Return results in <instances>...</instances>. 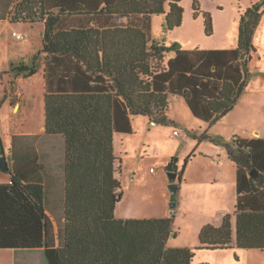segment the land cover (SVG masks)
<instances>
[{
  "label": "trees",
  "instance_id": "trees-1",
  "mask_svg": "<svg viewBox=\"0 0 264 264\" xmlns=\"http://www.w3.org/2000/svg\"><path fill=\"white\" fill-rule=\"evenodd\" d=\"M8 1L13 22L43 25V46L33 63L12 64L10 72L33 76L44 56L46 135L37 145L39 136L12 137L11 180L0 183V249L44 248L47 264H192L194 249L168 244L174 215L116 216L123 191L114 134L132 132L138 115L156 124L173 122L170 95L183 96L194 115L210 123L230 112L249 82L264 0L242 12L238 46L210 50L215 65L207 67L206 58L192 72L176 66L180 44L168 47L152 33L155 15H165L169 30L182 25L183 0ZM193 3L199 10L198 0ZM204 24L212 35L209 12ZM170 52L176 57L168 59ZM234 67L240 70L236 78ZM200 139L223 143L238 166L237 246L264 250V138L236 136L228 143L205 132ZM50 154L63 156L57 178L46 164ZM177 161L167 170H177ZM233 231L229 213L219 226L205 224L198 249L231 247Z\"/></svg>",
  "mask_w": 264,
  "mask_h": 264
},
{
  "label": "rangeland",
  "instance_id": "rangeland-1",
  "mask_svg": "<svg viewBox=\"0 0 264 264\" xmlns=\"http://www.w3.org/2000/svg\"><path fill=\"white\" fill-rule=\"evenodd\" d=\"M260 1L262 0H198L200 8L196 11L193 0H183L182 25L169 30L166 27L165 15H155L152 24L153 37L168 47L178 43L184 49L237 46L241 9ZM205 12H209L213 18L212 35H207L205 31ZM17 28L24 31L27 26L17 25ZM259 33L264 35V29L260 28ZM15 37L16 33L9 30L6 36L1 38L0 72L8 69L1 78L10 72L12 63L9 57L13 58L19 52L20 48L16 44L18 40H15ZM173 54L171 52L170 56ZM36 63L37 72L33 77L20 76L18 79L24 91V100L28 103L26 108L18 114L14 112L10 101L0 104L2 105L0 107V137L8 146L11 143L13 131L38 132L43 128L45 112L40 106L43 75L38 61ZM252 78V87L246 90L245 97L237 109L215 123L197 118L189 106H184L185 101L182 96L171 95L170 110L167 115L169 119L175 117L176 121L171 119L173 122L168 124H156L148 116L138 115L134 117L132 132H118L114 137L115 154L119 158L117 177L121 180L123 191V198L116 208V216L147 218L174 215L170 244L194 249L195 256L192 264H264V250L238 247L236 231H234V242L229 248L198 249L202 227L208 223L220 225L225 215L223 208L227 213L232 214L234 203L230 201V195H232L230 179L226 183L215 182L218 178V169L211 164L208 165L207 159L209 156L216 159L229 156L226 146L223 143L208 140L206 147L210 150V153H207L209 156L197 155L198 151L193 152L195 146L190 148L195 134L199 135L197 138L200 139L205 132H209L214 138L223 137L228 143H233V138L227 140L224 136L235 132L252 134L255 128L264 132V73L253 72ZM0 96H5L1 84ZM221 148H225L224 153H221ZM11 150L10 148V153ZM194 154L196 157L193 156ZM188 156L189 159H187ZM179 157L183 158L179 165L176 162L180 172L183 171L184 165L194 158L189 179L202 182L206 180L204 175H207L210 178L207 184L208 193L215 195L216 189L220 188L226 191L228 197L220 200L214 198L212 194V200L206 202L197 196L199 190L190 183L183 184V193L179 191L174 194L170 188L171 181L167 167L173 158ZM174 201L179 202V205L172 207L171 203ZM28 256L32 258L29 257L27 261L23 259L25 257L19 258V264H40L36 254H28ZM44 258V263L47 264L46 257Z\"/></svg>",
  "mask_w": 264,
  "mask_h": 264
},
{
  "label": "crops",
  "instance_id": "crops-1",
  "mask_svg": "<svg viewBox=\"0 0 264 264\" xmlns=\"http://www.w3.org/2000/svg\"><path fill=\"white\" fill-rule=\"evenodd\" d=\"M7 4H10L8 10H7ZM12 8H13V5H11V1L9 3L8 0H0V43H1V38L6 36L7 31H9V30L13 31L14 33H16L15 40H18V41H16L17 42L16 44H18L20 49L18 50L19 52L17 53V55H15L13 58L9 57L11 59V63L16 64V63L24 61L27 64H30V62L32 64L34 55H36L37 52L40 51L42 49V46H43V42H42L43 25L41 23H38V22L37 23H31V22H26V21L13 22L10 19V16L8 14V12ZM247 8H245V9H247ZM245 9H241L240 17H241L242 12ZM2 17H6V18H2ZM17 25H19V26L24 25V26H27V28L24 31H22V30H19L17 28ZM239 25H240V21H239ZM260 28H262V30L264 29V15H263L261 23H260V25L256 31V34L254 36V39H253V43H254V46L256 48V51L253 53L252 58L249 61L250 77H249L248 85L243 90L242 94L238 98V101L236 102L233 109L230 112H228L225 116H223L221 119L225 118L228 115H231L237 109L240 102L244 99L245 94H246L245 93L246 90L248 88L252 87L253 72L264 73V35H262V33H259ZM21 33H23V38H18L17 35L21 34ZM238 44H239V39H238ZM237 46H224L223 48H214V47L213 48H201L200 47L197 49L181 48L183 53L179 56L178 61L176 63V66L180 70L192 72L194 70V68L200 62L204 61V59H206V58H208L207 67L211 66V65L213 66V65H215L216 62L213 59L214 55L210 56V53H209L210 50L235 49ZM170 53L168 54V59L175 58L177 55L175 52H173L174 54L172 56H170ZM27 61H29V62H27ZM37 61H38L39 69L41 70L42 75H43L42 85H41L42 100H41L40 106H41V110H44V112H45V121H46V109H45L46 81H45V77H44V73H45L44 56H40ZM177 64H179V65H177ZM36 66H37V63H36ZM7 70H3L2 72L7 71ZM239 71L240 70L238 67H234L230 72H231V75L234 78H236L237 76H239ZM2 72H0V74ZM20 76H23V75H20ZM20 76H16L12 72H9V73H7V75H5L4 78H0V84L3 86V90L5 92L4 97L0 96V104L2 102L10 101L11 105L14 108V112L18 113V114H20L21 111L23 109H25L27 104H28L27 101L24 100L23 88L18 83V79L20 78ZM33 76H30V77H33ZM259 77H261V76H259ZM173 96L178 97L181 95H173ZM183 99H184V97H183ZM184 101H185L184 106H186V107L189 106L185 99H184ZM1 106L2 105H0V107ZM189 108H190V106H189ZM169 110H170V105H169L168 112H169ZM190 110H191V108H190ZM191 112H192V110H191ZM171 119L173 121H176L175 117H172ZM201 120H203V119H201ZM203 121H205V120H203ZM132 122L134 124V117H133ZM206 122H208V121H206ZM42 127H43L42 130L38 131V132L32 131V130H30V131L15 130L11 134V143L9 144V146L6 142H3V146L5 149V155L7 153L9 154V155H6L8 157V161H9V168H11L13 165V160H12V157L10 156V154H11L10 148L12 146V137H14L16 135L34 136V137L39 136V138H37V140L35 142V144L37 145L42 140V138L44 139V136L46 135V124H45V122H44V125ZM133 129H134V127H133ZM118 132H115V134ZM119 133H128V132H119ZM207 133H209V132H207ZM115 134H114V137H115ZM236 136H240V137H244V138H264V132L259 130L258 128H255L253 130L252 134H246L243 132H241V133L235 132L234 134H231V135L228 134V135H225L224 137L227 140H229L231 138L234 139ZM197 137H199V135L195 134V139L192 141L190 148H193L195 146L193 148L194 149L193 152L195 151V153H196V151H198L197 155L209 156L207 153H210L209 152L210 150L207 149V147H206L208 140L198 139ZM52 140H55V139L49 138V141H52ZM53 146L54 147L56 146L55 143ZM54 147H52L51 149H53ZM47 151H49V150H47ZM220 151H221V153H224L225 148H221ZM49 153L52 154L53 153L52 150H50ZM192 153L190 154V156L192 155ZM51 154L47 158L46 164L49 165L50 173L53 174V176H55V178H57V177L61 176L62 172H63V168H62L63 156H62V154L57 155V156H51ZM193 156L196 157V154H194ZM182 159L183 158H181V157L178 158L177 165L180 164ZM193 159L187 162V166L185 167V169L182 172V178L180 179V182H179L178 192L181 191L183 193L184 192L183 184L184 183H190L193 187H195L196 189L199 190V194L197 196L201 197L202 200H204L206 202H210L213 197L218 198L220 200H225L228 197L226 195V191H224L220 188L216 189L215 195L212 193L214 196L211 193H208L207 184H209L210 178L207 175H204V178L206 180H203L202 182L189 179V172L192 169L191 166L193 165V162H192ZM207 159L209 160L208 165L211 164L212 167L214 166V167H217V169H218V174H217L218 178L215 179V182L220 181L222 183H226L227 180L230 179V183L232 184V190H231L232 195H230V201L232 203H234V212L231 215H232L233 228H234V231H236V227H235V225H236V210H237V203H238V198H239L238 166L230 158V156L221 157L218 159H216L215 157L213 158V157L209 156ZM231 162H233V164ZM175 171H177L179 174L180 171H179L178 166H177V170H175ZM10 180H11L10 172L9 171H3L0 168V183L10 182ZM178 205H179V202H176V206H178ZM223 209L224 210H222V211L224 212V214H226L227 211L225 210V208H223ZM47 212L51 216V218L53 219L54 225H55V230H56V232H58L59 226H58V223L56 221L55 216L53 215V213L50 210H48ZM171 213H174V211H171ZM164 217H167V216H164ZM217 225L219 226V223ZM234 231H233V242H234ZM177 234L178 233H176V235ZM168 244H169V246H176V245L170 244V239L168 241ZM28 254L29 255L36 254L38 259H40V264H45L44 263L45 262L44 248L33 249V250L15 249V248L0 249V264H19V258L25 257L23 259L25 261H27V259L30 257V256H28ZM30 258H32V257H30Z\"/></svg>",
  "mask_w": 264,
  "mask_h": 264
},
{
  "label": "water",
  "instance_id": "water-1",
  "mask_svg": "<svg viewBox=\"0 0 264 264\" xmlns=\"http://www.w3.org/2000/svg\"><path fill=\"white\" fill-rule=\"evenodd\" d=\"M0 168L3 171H10L9 168V161H8V157L6 155H0ZM169 177H170V188L172 190V192L174 194H176L179 190V182H180V178H179V174L177 171H169ZM251 175L258 177L259 173L256 170H252L251 171ZM172 207L176 206V202H172L171 203Z\"/></svg>",
  "mask_w": 264,
  "mask_h": 264
},
{
  "label": "built area",
  "instance_id": "built-area-1",
  "mask_svg": "<svg viewBox=\"0 0 264 264\" xmlns=\"http://www.w3.org/2000/svg\"><path fill=\"white\" fill-rule=\"evenodd\" d=\"M17 36H18V38H23V35H21V34H18Z\"/></svg>",
  "mask_w": 264,
  "mask_h": 264
}]
</instances>
